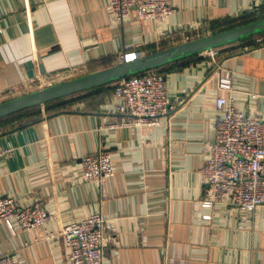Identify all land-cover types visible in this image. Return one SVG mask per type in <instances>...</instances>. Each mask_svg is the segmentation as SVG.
Here are the masks:
<instances>
[{
    "label": "crops",
    "instance_id": "1",
    "mask_svg": "<svg viewBox=\"0 0 264 264\" xmlns=\"http://www.w3.org/2000/svg\"><path fill=\"white\" fill-rule=\"evenodd\" d=\"M108 3L0 0V102L109 68L124 51L146 55L264 17V0H171L165 20L132 13L118 22ZM256 36L216 58L162 66L169 113L152 126L123 124L113 82L0 118V141L12 149L0 158V195L23 206L42 198L52 216L31 230L0 223V255L18 264H74L57 234L102 212L114 228L104 264H264V206L250 214L205 206L210 193L200 175L218 97L264 122V33ZM227 72L231 85L222 88ZM101 150L115 173L89 182L81 160Z\"/></svg>",
    "mask_w": 264,
    "mask_h": 264
},
{
    "label": "built area",
    "instance_id": "2",
    "mask_svg": "<svg viewBox=\"0 0 264 264\" xmlns=\"http://www.w3.org/2000/svg\"><path fill=\"white\" fill-rule=\"evenodd\" d=\"M108 10L115 21L124 22L132 13L141 21H162L173 13L171 0H109ZM256 43L263 38L255 37ZM221 48L201 53L216 58ZM143 55L138 50L124 51L120 62H130ZM131 58V59H130ZM231 85L227 72L220 82L222 88ZM116 114H124L125 126H152L169 113L166 77L159 69L119 79L112 84ZM220 111L215 120V139L208 144V156L200 175L209 187L205 206L217 203L233 205L242 214H250L264 206V122L243 114L231 99L218 97ZM12 149L0 141V158L11 155ZM83 176L89 182L101 183L115 173L112 157L101 150L82 158ZM42 198L31 205H20L8 195H0V223L11 230L43 227L51 219ZM74 264H104L105 248L114 241L112 219L94 212L84 220L64 226L57 234ZM47 233V238L57 236ZM0 264H18L11 254L0 255Z\"/></svg>",
    "mask_w": 264,
    "mask_h": 264
},
{
    "label": "water",
    "instance_id": "3",
    "mask_svg": "<svg viewBox=\"0 0 264 264\" xmlns=\"http://www.w3.org/2000/svg\"><path fill=\"white\" fill-rule=\"evenodd\" d=\"M264 33V17L0 102V118Z\"/></svg>",
    "mask_w": 264,
    "mask_h": 264
},
{
    "label": "trees",
    "instance_id": "4",
    "mask_svg": "<svg viewBox=\"0 0 264 264\" xmlns=\"http://www.w3.org/2000/svg\"><path fill=\"white\" fill-rule=\"evenodd\" d=\"M242 40H240V41H237V42H234L233 44H238L239 42H241ZM231 45V44H230ZM225 46H227V45H225ZM225 46H221V47H219V48H223V47H225ZM243 46L244 45H238L237 46V50H241L242 48H243ZM186 59V58H185ZM182 60H184V59H182ZM179 61H181V60H179ZM175 62H178V61H175ZM172 63H174V62H172ZM171 64V63H170ZM167 65V64H166ZM165 66V65H164ZM161 68H162V66L161 67H159V68H156V69H159L160 70V72L161 73H163L164 74V72L161 70ZM52 102V101H51ZM38 106H40V105H38ZM38 106H34V107H32V108H36V107H38ZM32 108H28V109H32ZM28 109H25V110H28ZM25 110H22V111H19V112H16V113H13V114H10V115H8V116H11V115H14V114H17V113H20V112H23V111H25ZM39 115V113L38 112H35V113H33V114H31V116L32 117H37ZM8 116H6V117H8Z\"/></svg>",
    "mask_w": 264,
    "mask_h": 264
}]
</instances>
